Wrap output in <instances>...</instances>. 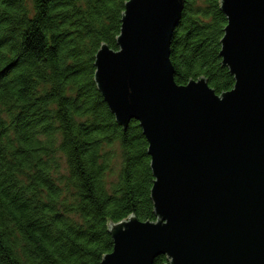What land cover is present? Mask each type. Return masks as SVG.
<instances>
[{"label": "trees", "instance_id": "16d2710c", "mask_svg": "<svg viewBox=\"0 0 264 264\" xmlns=\"http://www.w3.org/2000/svg\"><path fill=\"white\" fill-rule=\"evenodd\" d=\"M127 1L0 0V264H100L111 224L158 219L140 122L121 126L94 80L101 45L119 48ZM221 1L185 0L171 45L178 84L234 87Z\"/></svg>", "mask_w": 264, "mask_h": 264}, {"label": "water", "instance_id": "95a60500", "mask_svg": "<svg viewBox=\"0 0 264 264\" xmlns=\"http://www.w3.org/2000/svg\"><path fill=\"white\" fill-rule=\"evenodd\" d=\"M222 94L205 77L180 85L172 37L185 0H128L118 49L103 43L94 80L116 121L140 122L156 221L111 224L100 264H264V0H222Z\"/></svg>", "mask_w": 264, "mask_h": 264}, {"label": "rangeland", "instance_id": "374dc122", "mask_svg": "<svg viewBox=\"0 0 264 264\" xmlns=\"http://www.w3.org/2000/svg\"><path fill=\"white\" fill-rule=\"evenodd\" d=\"M117 157L114 159V171L113 172H109L107 175V180L109 182L115 180L117 178L118 175V171L122 162V158H121V151L119 149V146H117ZM62 169H61V173L63 174V176L67 173V165L65 160L63 159L62 161ZM115 172V173H114Z\"/></svg>", "mask_w": 264, "mask_h": 264}]
</instances>
